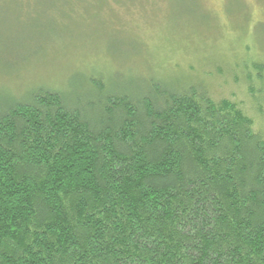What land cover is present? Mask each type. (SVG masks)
Returning a JSON list of instances; mask_svg holds the SVG:
<instances>
[{
	"label": "trees",
	"instance_id": "1",
	"mask_svg": "<svg viewBox=\"0 0 264 264\" xmlns=\"http://www.w3.org/2000/svg\"><path fill=\"white\" fill-rule=\"evenodd\" d=\"M144 77L0 93V264H264V136Z\"/></svg>",
	"mask_w": 264,
	"mask_h": 264
},
{
	"label": "rangeland",
	"instance_id": "2",
	"mask_svg": "<svg viewBox=\"0 0 264 264\" xmlns=\"http://www.w3.org/2000/svg\"><path fill=\"white\" fill-rule=\"evenodd\" d=\"M89 74L204 86L264 136V0H0L2 97Z\"/></svg>",
	"mask_w": 264,
	"mask_h": 264
}]
</instances>
